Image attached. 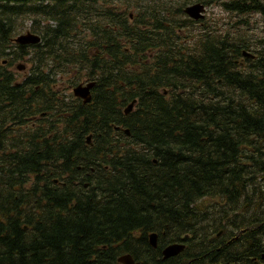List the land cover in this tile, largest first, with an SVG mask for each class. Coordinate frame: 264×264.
I'll return each mask as SVG.
<instances>
[{"label": "trees", "instance_id": "16d2710c", "mask_svg": "<svg viewBox=\"0 0 264 264\" xmlns=\"http://www.w3.org/2000/svg\"><path fill=\"white\" fill-rule=\"evenodd\" d=\"M241 8L0 0V264H264V31Z\"/></svg>", "mask_w": 264, "mask_h": 264}, {"label": "water", "instance_id": "95a60500", "mask_svg": "<svg viewBox=\"0 0 264 264\" xmlns=\"http://www.w3.org/2000/svg\"><path fill=\"white\" fill-rule=\"evenodd\" d=\"M205 10L206 7L203 3H195L192 5H188L185 8V12L193 19H203L205 18ZM41 40L40 36L33 34L31 32H27L26 34H22L20 36H18L17 38H15V41L17 43H21V44H35L38 43ZM244 54L248 57L253 58L254 54L245 51ZM20 69L23 68V66L19 67ZM95 82H89L87 84H79L77 86H75L73 88V92L74 95L76 97L82 98L84 100V102H89L92 99V88L94 87ZM135 105V101H133L132 103L129 104V106L126 108V112H130L133 107ZM92 138V136L90 135L88 137V140L90 141V139ZM149 239H150V243L151 245L156 248L158 246V234L157 233H151L149 235ZM185 249V244L184 243H172L167 245L164 249H163V257L164 259H169L171 257H174L178 254H180L183 250ZM262 258H264V254L262 255ZM120 262L122 264H140L139 262H136L134 260V258L132 257V255L127 254V255H123L119 258Z\"/></svg>", "mask_w": 264, "mask_h": 264}, {"label": "flooded vegetation", "instance_id": "af4514ba", "mask_svg": "<svg viewBox=\"0 0 264 264\" xmlns=\"http://www.w3.org/2000/svg\"><path fill=\"white\" fill-rule=\"evenodd\" d=\"M237 1L240 2V5L242 7L241 9H246V10H250L251 11L250 13L245 14V15H247L249 17H253L254 15H258V16H261L263 18V21H264V0H237ZM250 4H256V7L250 8L249 7ZM242 13H244V12H242ZM2 65L3 66L11 65L7 69L8 70V76H2V77H6L9 80H13L15 82V84H18L20 81H24L27 77H30L28 75L31 74L32 64H26V67H28V69H30V71L28 72L27 75H23L22 72L14 70L13 66L16 65V67H17L18 64H16V63H8V59H5L4 62L2 63ZM175 257L176 256H174V258ZM179 261H180V259L177 258L175 263L178 264ZM119 264H121V262H119Z\"/></svg>", "mask_w": 264, "mask_h": 264}, {"label": "rangeland", "instance_id": "374dc122", "mask_svg": "<svg viewBox=\"0 0 264 264\" xmlns=\"http://www.w3.org/2000/svg\"><path fill=\"white\" fill-rule=\"evenodd\" d=\"M206 14H207L206 18H227L226 13L219 7H207ZM255 22L256 23L258 22V23L256 24ZM30 24H31V21H29L27 23V25H30ZM251 24L253 25V28H254L255 32L259 31V33H261V30H262L261 28H264L263 18L261 16H258V15H254L253 17H251ZM255 26H258L257 27L258 29H256ZM26 32H27V30H24L23 32L16 34V36H18V35H20L22 33H26ZM18 62L20 63L22 61H18ZM13 69L18 71L16 65L13 66ZM28 72H29V70H28V67H27L25 71H22V74L23 75H27Z\"/></svg>", "mask_w": 264, "mask_h": 264}]
</instances>
